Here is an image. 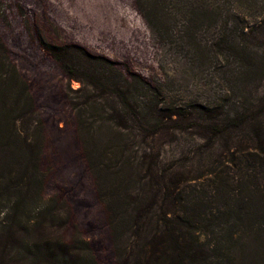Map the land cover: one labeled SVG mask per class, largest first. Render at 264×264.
Returning <instances> with one entry per match:
<instances>
[{"label": "trees", "instance_id": "1", "mask_svg": "<svg viewBox=\"0 0 264 264\" xmlns=\"http://www.w3.org/2000/svg\"><path fill=\"white\" fill-rule=\"evenodd\" d=\"M134 4L160 50L219 70L218 91L191 96L168 80L162 61V76L149 79L77 43L35 33L68 81L114 264H264V0ZM0 21L9 24L2 8ZM44 148L34 96L0 34V198L9 204L15 196L0 218L11 243L1 259L99 264L75 235L41 239L66 213L60 199L44 196ZM15 227L24 231L17 239Z\"/></svg>", "mask_w": 264, "mask_h": 264}, {"label": "rangeland", "instance_id": "2", "mask_svg": "<svg viewBox=\"0 0 264 264\" xmlns=\"http://www.w3.org/2000/svg\"><path fill=\"white\" fill-rule=\"evenodd\" d=\"M1 8L9 20L8 25L0 21L1 37L28 82L45 125L44 196L60 199L66 212L60 225H47L39 232L41 239L54 236L68 242L75 235L90 244L99 264H114L105 209L81 155L66 97L68 81L39 46L36 31L53 43H77L92 53L104 54L149 79L162 76L158 65L162 61L176 88L200 98L213 95L222 86L219 70L208 64L195 68L172 50H160L151 42L134 0H0ZM71 85L76 88L79 83L73 80ZM14 199L12 196L8 204L0 198V210L4 209L0 218ZM19 227L12 229L17 232L15 239L24 234ZM28 230L37 233L30 226ZM7 246L11 243L0 231V264H6L1 251L8 252Z\"/></svg>", "mask_w": 264, "mask_h": 264}]
</instances>
